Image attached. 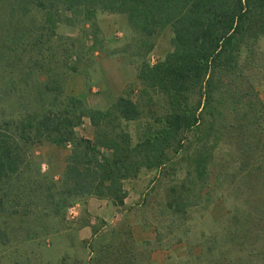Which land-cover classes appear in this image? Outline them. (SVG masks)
Wrapping results in <instances>:
<instances>
[{"label": "rangeland", "instance_id": "374dc122", "mask_svg": "<svg viewBox=\"0 0 264 264\" xmlns=\"http://www.w3.org/2000/svg\"><path fill=\"white\" fill-rule=\"evenodd\" d=\"M87 14L84 9L39 8L31 0H0L3 132L7 130L4 118L11 117L14 129L24 111L40 114L60 108L72 96L80 98L83 107L100 112L109 110L124 92L137 101L138 67L155 65L172 49L169 26L144 36L123 13ZM255 52L264 54V38L256 41ZM263 71L252 69V80L264 111ZM240 91L248 92L245 85ZM247 96L244 100L252 98ZM146 104L139 120L119 121L132 145L154 135L149 129L154 117L149 112L160 108ZM74 132L94 140L96 130L83 116ZM186 135L189 140V132ZM222 135L226 140L225 132ZM169 139L171 145L164 151L170 156L179 138ZM263 141L264 137L259 143ZM188 144L160 169L140 163L136 175L122 181L135 183L136 190L129 196L123 190L126 202L122 205L96 196L61 202L57 183L72 143L31 144L19 175L0 184V264H194L206 241L221 232L243 187L239 186L241 175H235L224 181L235 183L228 189L217 179L216 169L209 183L195 182L187 173L188 156L199 146L187 150ZM237 166L231 165L229 172ZM258 176L262 192L264 164ZM90 197L103 200V205L89 207ZM72 206L76 214L70 211ZM238 257L233 254L231 260Z\"/></svg>", "mask_w": 264, "mask_h": 264}, {"label": "trees", "instance_id": "16d2710c", "mask_svg": "<svg viewBox=\"0 0 264 264\" xmlns=\"http://www.w3.org/2000/svg\"><path fill=\"white\" fill-rule=\"evenodd\" d=\"M31 1L39 8L84 9L89 15L98 10L123 13L144 36L169 26L172 49L155 65L138 67L137 101L124 92L109 110L100 112L83 107L80 98L72 96L60 108L40 114L24 111L14 129L11 117L4 118L0 184L19 175L31 144L72 143L57 183L59 200L67 204L96 196L122 205V181L135 176L140 163L160 169L189 141L187 150L199 146L188 156L187 173L195 182L209 183L216 169L223 183L241 175L243 187L221 232L206 241L194 264H264V191L258 176L264 164V141L259 143L264 137V111L252 80V69L264 68V54L255 52L256 41L264 38V0ZM244 85L247 93L240 91ZM5 93L11 92L5 88ZM247 95L252 98L244 100ZM146 103L160 108L149 112L154 135L132 145L120 123L139 120ZM83 116L95 127L94 140L75 135L74 127ZM224 132L226 140L221 139ZM170 137L179 140L169 156L164 147L171 145ZM233 164L238 169L230 173ZM231 183H226L228 189ZM233 254L239 259L232 261Z\"/></svg>", "mask_w": 264, "mask_h": 264}, {"label": "crops", "instance_id": "0c3cea01", "mask_svg": "<svg viewBox=\"0 0 264 264\" xmlns=\"http://www.w3.org/2000/svg\"><path fill=\"white\" fill-rule=\"evenodd\" d=\"M122 187L124 191H127V196L132 195L134 192H136V190L134 189L135 183L133 184V182H131V184L124 183L122 184ZM124 202H126V200H124ZM88 205L92 208H98L99 205H103V200L97 199L96 197H90L88 199Z\"/></svg>", "mask_w": 264, "mask_h": 264}, {"label": "built area", "instance_id": "2783aa9c", "mask_svg": "<svg viewBox=\"0 0 264 264\" xmlns=\"http://www.w3.org/2000/svg\"><path fill=\"white\" fill-rule=\"evenodd\" d=\"M71 209H72V210H70V211H71L73 214H76V212H75L76 206H72Z\"/></svg>", "mask_w": 264, "mask_h": 264}]
</instances>
